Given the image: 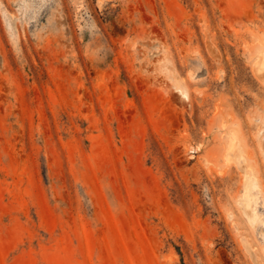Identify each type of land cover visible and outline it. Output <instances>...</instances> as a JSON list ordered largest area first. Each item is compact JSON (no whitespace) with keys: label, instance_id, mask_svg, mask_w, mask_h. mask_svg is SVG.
<instances>
[{"label":"rangeland","instance_id":"1","mask_svg":"<svg viewBox=\"0 0 264 264\" xmlns=\"http://www.w3.org/2000/svg\"><path fill=\"white\" fill-rule=\"evenodd\" d=\"M262 58L264 0H0V264H264Z\"/></svg>","mask_w":264,"mask_h":264},{"label":"bare ground","instance_id":"2","mask_svg":"<svg viewBox=\"0 0 264 264\" xmlns=\"http://www.w3.org/2000/svg\"><path fill=\"white\" fill-rule=\"evenodd\" d=\"M263 59H264V58H262V60H263ZM263 61H264V60H263ZM263 61H262V62H263ZM263 63H264V62H263ZM257 66H258V65H257ZM260 67H262V66H260Z\"/></svg>","mask_w":264,"mask_h":264}]
</instances>
